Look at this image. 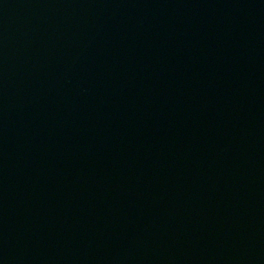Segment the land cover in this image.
Returning <instances> with one entry per match:
<instances>
[{
	"label": "water",
	"instance_id": "water-1",
	"mask_svg": "<svg viewBox=\"0 0 264 264\" xmlns=\"http://www.w3.org/2000/svg\"><path fill=\"white\" fill-rule=\"evenodd\" d=\"M0 264H264V0H0Z\"/></svg>",
	"mask_w": 264,
	"mask_h": 264
}]
</instances>
